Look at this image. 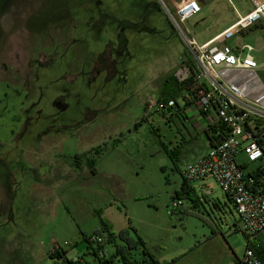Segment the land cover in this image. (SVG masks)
<instances>
[{"label":"rangeland","instance_id":"obj_1","mask_svg":"<svg viewBox=\"0 0 264 264\" xmlns=\"http://www.w3.org/2000/svg\"><path fill=\"white\" fill-rule=\"evenodd\" d=\"M163 1L175 16L186 0ZM233 1L251 8V0ZM216 4H202L181 28L208 39L235 17L229 1ZM168 11L158 0H0V264H60L56 250L94 264L84 235L102 217L134 241L135 228L161 264H211L207 250L187 258L211 227L219 251L228 242L244 255L247 238L217 184L193 183L192 196L181 194L183 205L170 212L180 170L209 147L205 135L183 140L178 122L147 107L149 95L167 97V77L182 83L195 62ZM246 43L264 80V29L228 41ZM7 236L16 251L5 252ZM106 249L110 256L115 246Z\"/></svg>","mask_w":264,"mask_h":264},{"label":"built area","instance_id":"obj_2","mask_svg":"<svg viewBox=\"0 0 264 264\" xmlns=\"http://www.w3.org/2000/svg\"><path fill=\"white\" fill-rule=\"evenodd\" d=\"M227 1L237 10L233 0ZM202 10L200 0H186L175 7V16L171 15L195 61L182 78V104L177 97L151 94L147 107L157 109L166 121L181 118L189 122L192 109L197 115L213 118L203 127L213 136L208 152L188 164L181 175L190 185L213 179V186L217 184L226 193L246 235L247 247L241 263L264 264L255 244L259 234L264 233V80L252 54L254 46L228 44L229 39L246 29H264V0H251L247 13L240 14L232 25L207 41H199L189 29L180 26ZM183 203V198L175 197L170 212H177ZM88 242L94 264L121 262L119 256L113 257L116 247L110 256L107 253V245L115 246L109 242V233L96 232L88 236ZM142 250L139 245L135 252ZM52 254L60 264H92L82 255L68 259L57 250Z\"/></svg>","mask_w":264,"mask_h":264},{"label":"crops","instance_id":"obj_3","mask_svg":"<svg viewBox=\"0 0 264 264\" xmlns=\"http://www.w3.org/2000/svg\"><path fill=\"white\" fill-rule=\"evenodd\" d=\"M200 1L203 4L204 8L208 7V5H210V4L212 5L213 8H216V5H217L216 0H200ZM174 5L176 6L175 3H174ZM248 10L249 9H245L243 11H239L238 9L234 10L235 17L233 19H228V20H226V22H223L220 25L213 28L211 30L210 37L208 39H206L205 41L213 38L214 36H216L217 34L222 32L223 30H225L227 27L232 25L237 20V18L240 14H245L248 12ZM189 115L192 116V118H191L192 120L189 122H183V119H181V118L179 119V121L177 119L176 120L172 119L170 121H174V123L178 122V123H176V125H177V128L181 132L183 140L186 139V137H189L190 141L191 140H197V139H199V137L205 135L206 139H207L206 145L210 148L212 142H211V139L208 138L207 131L203 130V127L207 123L212 122L213 118H211V116L197 115L196 109L190 110ZM171 152L173 155L178 156V158L182 154V152L180 151V148H174ZM199 158L200 157H197L194 161H196ZM190 163H192V162H189L188 164H190ZM91 170H92V168H91ZM182 170H180V171L182 172ZM206 180L207 179L201 181L202 187L206 188L207 186H213V182H211L209 185H207ZM192 194L193 193H190L189 195L192 196ZM211 232H212V236L205 234V235H203L205 238L203 241H197L198 243H196L195 245L191 244V246L188 247L191 249H190L189 253L187 252V258L196 260V257L199 253L207 250L206 257L208 259H206V260H208L207 262L210 261L211 264H223V263H226V264H242L241 260H242L243 256H240L239 254H237V252L233 249L232 246L229 245L228 242H227L228 247L224 246V250L222 252L216 248L217 242H215V239L217 237L215 238L216 234H215V228L214 227H211ZM14 239L15 238L12 236H9V237L7 236L4 238L5 241H3V243L6 246L4 248L6 253L17 250V247L19 244H16ZM145 244H146V242H145ZM255 244L259 247L260 252L264 258V233L259 234L258 238L255 241ZM174 262L175 261L173 260V263ZM166 263H168V262H166ZM196 263H198V262H196ZM170 264H172V263H170Z\"/></svg>","mask_w":264,"mask_h":264},{"label":"trees","instance_id":"obj_4","mask_svg":"<svg viewBox=\"0 0 264 264\" xmlns=\"http://www.w3.org/2000/svg\"><path fill=\"white\" fill-rule=\"evenodd\" d=\"M194 66V64H193ZM191 66V69L193 68ZM173 77H167L162 85L161 88V94L167 95V97H177L179 93L183 91V84L185 83H179L175 84L173 83ZM178 93V94H177ZM177 94V95H176ZM175 95V96H174ZM208 138L213 140V136L209 131H207ZM172 154V152H171ZM173 155V154H172ZM92 159V158H91ZM92 165H94V160H88ZM95 171V167L93 168ZM190 193H194V188L192 185L186 183L183 180L182 186H181V192L177 193L178 197H181V194H187L190 196ZM101 215V213H99ZM134 232L137 235V240H132L129 235L128 231L121 232L119 235H117L115 232H113L112 225L108 220L105 218H101V228L96 232H107L109 233V242L116 247V251L113 254V257H120V261L123 264H161L155 256L151 253L149 248L146 246L145 241L142 239V237L138 234L137 230L133 228ZM246 236V235H245ZM84 238L88 242V235H84ZM123 242L119 243L120 240ZM89 244V242H88ZM141 245L143 247V250L141 253H136L135 250L137 247ZM92 247L89 245L88 249H91ZM95 250V249H93ZM257 253L263 257V255L260 252L259 247H256ZM52 258H54V254L51 255ZM164 264H170V263H164Z\"/></svg>","mask_w":264,"mask_h":264},{"label":"water","instance_id":"obj_5","mask_svg":"<svg viewBox=\"0 0 264 264\" xmlns=\"http://www.w3.org/2000/svg\"><path fill=\"white\" fill-rule=\"evenodd\" d=\"M159 1V3L162 5V7L166 10V11H168V8H167V6H166V4L164 3V1L163 0H158ZM168 13L170 14V12L168 11ZM170 16H171V14H170ZM172 18V17H171Z\"/></svg>","mask_w":264,"mask_h":264}]
</instances>
